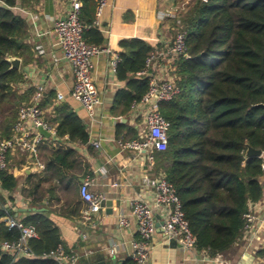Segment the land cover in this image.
I'll return each instance as SVG.
<instances>
[{
  "label": "trees",
  "instance_id": "1",
  "mask_svg": "<svg viewBox=\"0 0 264 264\" xmlns=\"http://www.w3.org/2000/svg\"><path fill=\"white\" fill-rule=\"evenodd\" d=\"M85 1L81 19L89 27L84 39L103 45L101 33L92 26L94 16L83 20L86 13L91 14ZM182 2L176 0L174 5ZM16 4L17 0H0V139L11 137L19 107L30 103L36 92L31 84L20 88L27 80L25 71L12 68L8 61L16 57L27 64L30 54L24 42L28 26L13 12ZM163 26L173 37L180 28L184 30L186 52L175 61L178 93L158 104L169 129L166 149L152 152L153 174L173 186L195 249L214 257L229 252L240 240L249 205L262 197V158L246 152L251 148L264 153V0H190L174 18L164 17ZM119 47L115 74L125 87L116 92L112 112L126 114L149 89V77L138 74L154 48L138 38L121 40ZM51 96L42 97L39 105L51 107L44 119L55 126V137L86 144L89 136L83 120L67 102L56 104ZM45 157L43 171L28 175L22 190L36 209L21 219L37 233L27 242L32 256L15 257L0 250V264H57L43 256L63 245L53 215L67 217L68 210L51 206L59 200L60 188L68 205L80 199L69 196L80 177L65 175L77 164L73 148L46 151ZM0 187L6 192L18 187L8 169L0 171ZM0 203L6 204L2 196ZM76 203L69 211L73 217L80 214V203ZM14 214L0 209V241L20 237L19 230L9 228L4 220Z\"/></svg>",
  "mask_w": 264,
  "mask_h": 264
},
{
  "label": "crops",
  "instance_id": "2",
  "mask_svg": "<svg viewBox=\"0 0 264 264\" xmlns=\"http://www.w3.org/2000/svg\"><path fill=\"white\" fill-rule=\"evenodd\" d=\"M176 0H109L96 26L101 33L103 46L110 48L113 53L120 51L119 42L125 39L138 38L150 44L154 50L164 49L172 40L173 35L166 27H160L164 14L173 11L182 3L174 5ZM84 0H82V4ZM86 3V1H85ZM25 5V6H24ZM87 12L83 20L94 16V0L86 3ZM63 0H38L34 4L17 0L13 12L25 20L28 26V35L25 44L30 48L26 55L28 63L21 60L20 69L25 71L26 82L20 86L25 90L30 84L43 88L42 97L52 94V101L56 104L67 102L84 122L88 133V142H69L67 137L56 138L49 136L40 146V159L43 160L46 151L73 148L76 152L77 164L69 169L66 176L80 177L78 184L69 192V196L79 195V186L85 179L90 181V191L106 197L104 209L93 216L91 222L82 224L79 216L70 214L72 204L80 203L76 198L72 204H67L62 189L58 191L59 200L53 202L52 209H67L66 216L53 215L57 224L63 246L68 251H74L82 257L78 264L89 261L106 260L107 264H125L130 260V242L136 237L135 220L131 214V199L141 196L150 206H153V190L144 187V176L155 178L153 163L148 161L145 154L122 149L118 140L138 139L145 131L143 114L145 106L137 104L134 110L126 114L112 112V103L116 92L125 87L119 81L115 70L110 65V56L99 54L92 59L93 82L102 104L96 109L95 117L91 120L85 110L71 97L74 77L70 64L63 58L58 46L54 24L65 14ZM82 15V14H81ZM40 46L44 53L38 54L36 47ZM59 95L61 98H59ZM42 98V99H43ZM41 99V101H42ZM40 101V102H41ZM44 118L51 114V107L42 108ZM121 128V135L117 136V127ZM100 141V147L95 148L91 142ZM20 156V158L18 157ZM8 170L18 181V187L13 192L3 191L0 187V196L6 199L14 217L22 219L29 210V199L22 194L26 186L28 175L39 174L34 170L28 158L18 153L9 157ZM262 187V197L257 203L249 205V211L255 217L251 230L244 232L240 240L225 254L214 257L196 249H185L174 241H167L159 228L153 234L149 259L146 264H264L263 255V227H264V172L259 177ZM116 185V186H113ZM80 197V196H79ZM12 198L13 201L8 199ZM111 206H107V202ZM77 204V203H76ZM35 209V208H34ZM79 211V212H80ZM156 218L160 217L157 209ZM70 214V215H69ZM119 216L127 221V226H121ZM85 234L83 239L81 235ZM112 249V254L109 250ZM90 252V254L88 253ZM88 253V255H86ZM134 263V262H133Z\"/></svg>",
  "mask_w": 264,
  "mask_h": 264
},
{
  "label": "built area",
  "instance_id": "3",
  "mask_svg": "<svg viewBox=\"0 0 264 264\" xmlns=\"http://www.w3.org/2000/svg\"><path fill=\"white\" fill-rule=\"evenodd\" d=\"M109 0H94V18L92 26H96L99 18L107 6ZM190 0H186L181 7L166 12L164 17L174 18L177 10ZM65 14L54 24V32L57 36L58 46L62 51L63 58L70 64L74 82L71 89V97L85 110L87 116L93 120L96 109L102 104L93 82L92 59L99 54L110 56V65L115 70L119 61L118 55L110 48L103 45L96 46L86 42L84 31L89 27L81 19L82 0H63ZM38 54L44 51L40 46L36 47ZM186 52L185 32L179 29L173 40L161 50H154L146 59L145 69L140 76L149 77V89L139 105L145 106L143 123L145 131L138 139L124 141L118 140L122 149L132 150L138 154H145L148 161L153 163V151H164L167 147L169 122L160 114L158 104L172 99L178 88L174 83L175 61ZM43 88L36 87V92L30 103L22 104L18 109L17 119L12 127V135L8 139H0V171L8 169L9 157L18 153L28 158L34 170L40 173L44 169V163L40 159V146L46 137L39 132L42 128L55 137V126L49 124L43 117V110L39 103L42 99ZM59 98L61 96L59 95ZM137 104L131 109L134 110ZM95 148L100 147V141L91 142ZM261 170L264 172V153L261 156ZM143 186L153 190V206H150L141 196L131 199V214L135 220L136 237L130 242V259L135 264H146L149 259L151 240L154 232L159 228L167 241H174L185 249H195V238L189 230L188 223L181 210L180 201L175 194L173 186L164 177L150 178L144 176ZM116 186V185H113ZM90 181L85 179L79 186V196L82 202L79 220L82 224L91 222L94 215L104 209L106 197L90 191ZM0 209H10L6 204L0 203ZM155 209L160 213L162 224H156L159 220L155 216ZM255 217L250 211L245 215L244 231L252 228ZM5 223L9 228L19 230L20 237L16 241H0V250L13 254L15 257H31L27 242L37 237L33 226L25 225L21 219L7 216ZM121 226H127L123 216H119ZM264 241V227H263ZM85 239L86 235H81ZM264 255V244L262 247ZM113 250H109L112 254ZM90 254V252H88ZM86 253V255H88ZM81 255L74 251H68L63 245L43 256L50 258L57 264H78ZM220 264H226L219 261Z\"/></svg>",
  "mask_w": 264,
  "mask_h": 264
},
{
  "label": "water",
  "instance_id": "4",
  "mask_svg": "<svg viewBox=\"0 0 264 264\" xmlns=\"http://www.w3.org/2000/svg\"><path fill=\"white\" fill-rule=\"evenodd\" d=\"M8 61L11 64L12 68L20 69L21 60L19 58L9 57ZM39 132L42 133L46 138H48L50 136V134L48 132H46L45 130H43L42 128H39ZM261 154H262V152L260 150H254V149H251V148H248V150L246 152L247 156H261ZM106 204H107L108 207L111 206V202L110 201H108ZM33 210H36V209L33 208ZM157 219L159 220V222L156 224V226L159 227V225L162 224V221L160 220L159 217H157ZM112 263L115 264V262H112ZM88 264H107V261L106 260H101V261H98V262H91V263H88Z\"/></svg>",
  "mask_w": 264,
  "mask_h": 264
},
{
  "label": "rangeland",
  "instance_id": "5",
  "mask_svg": "<svg viewBox=\"0 0 264 264\" xmlns=\"http://www.w3.org/2000/svg\"><path fill=\"white\" fill-rule=\"evenodd\" d=\"M20 158V156H18Z\"/></svg>",
  "mask_w": 264,
  "mask_h": 264
}]
</instances>
